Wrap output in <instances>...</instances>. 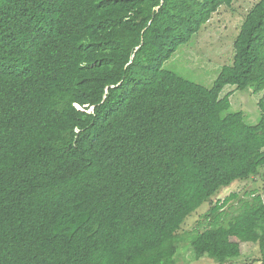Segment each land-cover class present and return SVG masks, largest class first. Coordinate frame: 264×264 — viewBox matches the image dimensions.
I'll return each mask as SVG.
<instances>
[{
    "label": "trees",
    "instance_id": "obj_1",
    "mask_svg": "<svg viewBox=\"0 0 264 264\" xmlns=\"http://www.w3.org/2000/svg\"><path fill=\"white\" fill-rule=\"evenodd\" d=\"M232 1L0 0V264H175L186 218L258 173L264 0L211 88L162 69ZM227 86L261 92L257 125ZM237 197L203 215L195 259L246 243L264 264V201Z\"/></svg>",
    "mask_w": 264,
    "mask_h": 264
},
{
    "label": "rangeland",
    "instance_id": "obj_2",
    "mask_svg": "<svg viewBox=\"0 0 264 264\" xmlns=\"http://www.w3.org/2000/svg\"><path fill=\"white\" fill-rule=\"evenodd\" d=\"M258 1L233 0L231 6L221 7L212 15L210 21L192 37L190 42L177 49L171 58L163 64L162 69L208 89L211 88L220 69L231 64L234 53L233 41L246 13ZM220 95L229 96L230 111L240 112L247 125L258 124L261 118L258 108L261 92H254L251 88L236 90L235 87L227 86ZM233 194L238 196L237 199L246 194L259 195L264 201V166L258 169L256 175L247 180L234 182L229 187L221 189L186 218L178 231V235L184 238V242L179 244L175 264H217L208 258L195 259L190 251L189 241L191 235L208 227V222L203 219V215L215 203L222 202ZM237 199L230 201L224 210L237 203ZM240 247L239 258L221 264H262L257 245L242 243Z\"/></svg>",
    "mask_w": 264,
    "mask_h": 264
},
{
    "label": "water",
    "instance_id": "obj_3",
    "mask_svg": "<svg viewBox=\"0 0 264 264\" xmlns=\"http://www.w3.org/2000/svg\"><path fill=\"white\" fill-rule=\"evenodd\" d=\"M227 188V187H226ZM224 189V188H223Z\"/></svg>",
    "mask_w": 264,
    "mask_h": 264
}]
</instances>
